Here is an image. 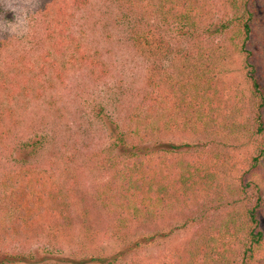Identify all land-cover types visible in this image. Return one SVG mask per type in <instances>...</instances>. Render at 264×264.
Wrapping results in <instances>:
<instances>
[{
  "label": "trees",
  "instance_id": "1",
  "mask_svg": "<svg viewBox=\"0 0 264 264\" xmlns=\"http://www.w3.org/2000/svg\"><path fill=\"white\" fill-rule=\"evenodd\" d=\"M111 1L126 40L151 62L149 90L128 121L119 125L110 117L105 124L110 143L100 161L107 177L95 194L98 206L114 217L117 238L127 245L112 256L79 261L49 252L0 251V264H116L152 243L159 225L175 218L193 229L191 236L167 256L139 264H264V0H227L231 16L223 24L209 19L203 0ZM50 5V80L45 83L63 81L68 65L91 76L107 74L100 55H90L87 40L73 31L75 13L89 0H51ZM162 28L173 37L165 40ZM218 35L221 49L205 44ZM162 60H168L163 67ZM20 82L0 80V90L14 91ZM12 117L0 109L1 141ZM166 135L180 138L173 142ZM37 144L16 146L15 158L36 155ZM25 158L0 181L5 214L0 247L16 238L58 232L71 222L66 182Z\"/></svg>",
  "mask_w": 264,
  "mask_h": 264
},
{
  "label": "rangeland",
  "instance_id": "2",
  "mask_svg": "<svg viewBox=\"0 0 264 264\" xmlns=\"http://www.w3.org/2000/svg\"><path fill=\"white\" fill-rule=\"evenodd\" d=\"M203 1L208 6L209 19L215 24H223L230 18L227 0ZM50 3L51 0H0V80L13 83L15 78L24 82L18 83L14 91L12 87L9 91L0 90V109L13 115L5 128L7 139L0 140V181L9 170L24 164L25 157L15 158L16 146L37 142V154L25 159L39 168L57 172L66 182L71 222L58 232L10 240L0 251L49 252L70 256L74 261L109 257L127 244L117 238L114 217L95 200L98 185L107 177L100 161L110 143L105 124L110 117L119 125L128 121L135 105L149 90L146 79L151 62L126 40L117 5L111 0H89L86 9L75 13L74 35L87 40L90 55H100L110 71L98 77L78 65H68L63 81L54 79L51 85L46 84L50 80L46 38ZM161 33L165 40L173 37L166 28ZM222 38L210 37L205 44L221 49ZM170 42L179 44L172 39ZM167 62L162 60L159 64L163 67ZM21 66L25 70L21 71ZM237 74L233 72L239 80ZM23 85L29 90L25 92ZM43 85L47 88H42ZM166 136L173 142L180 138ZM66 168L68 171L62 174ZM261 187L264 192V167ZM3 216L4 211L0 210V218ZM192 232L179 218L166 220L159 225V235L152 243L127 253L116 264H139L149 257L167 256Z\"/></svg>",
  "mask_w": 264,
  "mask_h": 264
}]
</instances>
